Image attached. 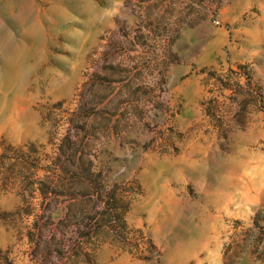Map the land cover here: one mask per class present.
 I'll use <instances>...</instances> for the list:
<instances>
[{
  "label": "rangeland",
  "instance_id": "obj_1",
  "mask_svg": "<svg viewBox=\"0 0 264 264\" xmlns=\"http://www.w3.org/2000/svg\"><path fill=\"white\" fill-rule=\"evenodd\" d=\"M151 21L175 38L168 60L161 39L157 53L125 39L153 42ZM111 63L126 71L99 88L90 151L106 184L127 191L125 219L144 243L102 229L96 264H264V0H0V140L45 142L42 104L71 100L85 74ZM18 203L0 193V216ZM67 204L39 249L42 219L0 217V264H91L58 256L73 235V220L65 238L59 229Z\"/></svg>",
  "mask_w": 264,
  "mask_h": 264
},
{
  "label": "trees",
  "instance_id": "obj_2",
  "mask_svg": "<svg viewBox=\"0 0 264 264\" xmlns=\"http://www.w3.org/2000/svg\"><path fill=\"white\" fill-rule=\"evenodd\" d=\"M151 6L156 7L157 4ZM148 27L155 32L151 38L153 42L143 35H131V32L124 34L125 39L130 38L131 43L148 48L153 53L158 52L157 42L161 39L160 49L168 60L175 38L171 37L168 41L166 35L163 37L167 32L166 27L157 33L161 25L153 21L149 22ZM119 42L114 41L107 53L111 54L112 49H117ZM104 70L108 74L101 71L90 77L85 74L84 81L71 100L42 104L39 113L47 129L45 142L27 139L14 143L5 137L0 140V193H14L19 198L13 210L2 213V220L23 223L31 217L36 219L34 222L42 219L39 249L44 228L53 222V215L60 204L68 202L64 206L65 213L59 229L65 238L66 231L62 224L73 220V235L66 240L69 243L66 250L58 249V256L73 260L88 257L91 264H96V260L89 252L90 244L102 229L113 231L124 243L133 242L135 248L144 243L142 231L131 229L125 219L127 191L106 184L100 158L90 151V142L98 132L97 119L103 112L101 103L104 96L99 88H111L119 83V76L126 71L116 63H111ZM210 76L220 84L223 92L232 89L217 73H210ZM206 112L210 114L209 109ZM36 199H40L39 205L35 203ZM85 200L92 202L96 211L84 210L82 203ZM38 206L41 213H36ZM28 241L31 246L35 242L31 233ZM41 250L45 261L54 253L52 245L46 242Z\"/></svg>",
  "mask_w": 264,
  "mask_h": 264
}]
</instances>
